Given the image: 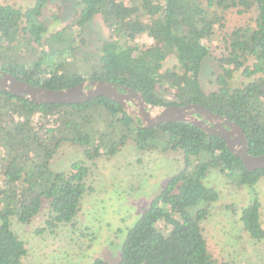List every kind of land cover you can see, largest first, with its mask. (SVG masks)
I'll return each mask as SVG.
<instances>
[{
    "label": "trees",
    "instance_id": "16d2710c",
    "mask_svg": "<svg viewBox=\"0 0 264 264\" xmlns=\"http://www.w3.org/2000/svg\"><path fill=\"white\" fill-rule=\"evenodd\" d=\"M46 3L34 0L24 10L0 3V70L50 89L83 81L85 71L89 79L140 92L150 105L201 104L243 129L250 154L264 153V0H80L75 20L48 35L41 20ZM232 12L250 16L229 29ZM96 16L110 38L78 56L85 25ZM141 35L152 42L134 43ZM212 50L220 53L221 71L215 72V87L205 90L201 64ZM170 56L176 62L164 67ZM238 70L247 80L232 88L229 79ZM127 143L142 151L178 152L182 166L126 229L118 264H226L203 235L202 221L219 197L204 181L212 169L250 189L240 221L250 238L264 239L255 189L264 168L246 170L222 138L185 121L143 126L102 95L38 104L0 90V264H25L27 248L12 219L28 223L45 207L39 231L73 226L88 191L89 167L76 160L67 170L54 169L63 145L78 146L95 160ZM93 264L107 262L95 258Z\"/></svg>",
    "mask_w": 264,
    "mask_h": 264
},
{
    "label": "rangeland",
    "instance_id": "374dc122",
    "mask_svg": "<svg viewBox=\"0 0 264 264\" xmlns=\"http://www.w3.org/2000/svg\"><path fill=\"white\" fill-rule=\"evenodd\" d=\"M34 0H0L24 10ZM80 0H47L41 20L47 35L61 30L75 20ZM250 14H228V28L243 24ZM78 56L97 49L110 38L99 16L89 21L81 35ZM78 39V37H77ZM147 35L137 37L134 43L150 44ZM201 64L200 81L205 90L215 87V72H220V53L212 50ZM176 62L174 56L164 61V67ZM84 80L89 79L85 71ZM247 79L241 70L232 73L230 87L241 86ZM134 107V106H133ZM82 160L88 167V191L82 198L73 226L61 224L53 232L39 231L46 218L45 207L28 223L11 220V227L25 242V264H93L95 258L107 264H118L120 248L126 229L133 224L151 198L165 185L168 178L182 166V156L175 151H142L127 143L115 155L95 160L85 158L78 146L63 145L51 165L67 170L71 162ZM218 192V200L209 206L208 217L202 221L203 235L210 252L226 264L264 263V239L253 240L243 229L241 209L252 199L246 186H238L212 169L204 179ZM260 202V220L264 228V178L255 185Z\"/></svg>",
    "mask_w": 264,
    "mask_h": 264
},
{
    "label": "water",
    "instance_id": "95a60500",
    "mask_svg": "<svg viewBox=\"0 0 264 264\" xmlns=\"http://www.w3.org/2000/svg\"><path fill=\"white\" fill-rule=\"evenodd\" d=\"M0 90L28 98L38 104L79 103L102 95L120 104L135 118L138 117L143 126L170 121L189 122L222 138L227 149L241 159L246 170L264 168V153L259 155L249 153L248 141L243 129L236 122L210 111L201 104L154 106L146 103L140 92L100 79H87L66 88L50 89L31 84L2 70H0Z\"/></svg>",
    "mask_w": 264,
    "mask_h": 264
},
{
    "label": "flooded vegetation",
    "instance_id": "af4514ba",
    "mask_svg": "<svg viewBox=\"0 0 264 264\" xmlns=\"http://www.w3.org/2000/svg\"><path fill=\"white\" fill-rule=\"evenodd\" d=\"M131 105H133V103H131Z\"/></svg>",
    "mask_w": 264,
    "mask_h": 264
}]
</instances>
